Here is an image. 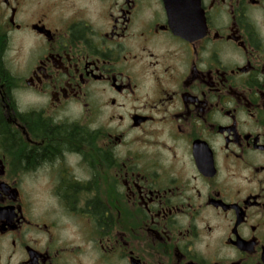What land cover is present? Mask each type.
I'll return each mask as SVG.
<instances>
[{"label": "flooded vegetation", "instance_id": "flooded-vegetation-1", "mask_svg": "<svg viewBox=\"0 0 264 264\" xmlns=\"http://www.w3.org/2000/svg\"><path fill=\"white\" fill-rule=\"evenodd\" d=\"M0 0V264H264V0Z\"/></svg>", "mask_w": 264, "mask_h": 264}, {"label": "water", "instance_id": "water-1", "mask_svg": "<svg viewBox=\"0 0 264 264\" xmlns=\"http://www.w3.org/2000/svg\"><path fill=\"white\" fill-rule=\"evenodd\" d=\"M165 2V5L167 7V10H168V13L170 14V10L172 8L171 6V3H172V0H163Z\"/></svg>", "mask_w": 264, "mask_h": 264}]
</instances>
